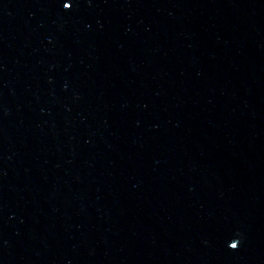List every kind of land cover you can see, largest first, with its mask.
<instances>
[{
  "label": "water",
  "instance_id": "water-1",
  "mask_svg": "<svg viewBox=\"0 0 264 264\" xmlns=\"http://www.w3.org/2000/svg\"><path fill=\"white\" fill-rule=\"evenodd\" d=\"M0 264H264V0H0Z\"/></svg>",
  "mask_w": 264,
  "mask_h": 264
}]
</instances>
